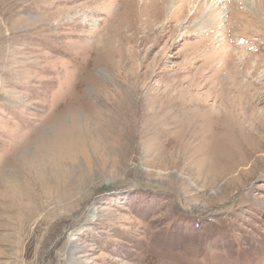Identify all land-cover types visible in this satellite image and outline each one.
I'll return each mask as SVG.
<instances>
[{
  "label": "rangeland",
  "instance_id": "rangeland-1",
  "mask_svg": "<svg viewBox=\"0 0 264 264\" xmlns=\"http://www.w3.org/2000/svg\"><path fill=\"white\" fill-rule=\"evenodd\" d=\"M157 1L0 0V264H264V0Z\"/></svg>",
  "mask_w": 264,
  "mask_h": 264
},
{
  "label": "bare ground",
  "instance_id": "bare-ground-1",
  "mask_svg": "<svg viewBox=\"0 0 264 264\" xmlns=\"http://www.w3.org/2000/svg\"><path fill=\"white\" fill-rule=\"evenodd\" d=\"M154 1L158 2L157 0H154ZM159 1H160V2H163L164 0H159ZM182 1H183V0H182ZM185 1H186V0H185ZM147 2H148V1H147ZM152 2H153V1H152ZM156 2H154V3H156ZM167 2H169V4H170V3L172 2V0H167ZM142 3H143V2H142ZM149 3H150V2H149ZM175 3H176V2H175ZM169 4L167 3V5L164 6V9H162V10H163V13L166 14V11H167L168 13H171V14H172V13L175 11V8L171 9L170 11H168V6H169ZM173 6H174V3H173ZM175 6H177V8H178L179 5H175ZM140 7H141V6H140ZM144 7H145V6H144ZM144 7H143V8H144ZM146 7H147V6H146ZM212 8H213V6H211V8H210L209 11H207V12H205V13H203V14H204V15H208V13L212 11ZM145 9H148V8H145ZM155 9H156V8H155ZM179 9H181L180 6H179L178 10H179ZM143 10H144V9H143ZM156 10H157V9H156ZM156 10H154V11L156 12ZM159 10H160V9H159ZM181 10H182V9H181ZM146 12H147V11H146ZM143 13H145V12H143ZM148 13H149V12H148ZM161 13H162V12H158V13L155 14V16H156V15L158 16V15L161 14ZM140 15H141V14H140ZM163 15H164V14H163ZM169 15H170V14H169ZM149 16H150V15H149ZM158 17H159V16H158ZM163 17H164V16H163ZM159 18H160V17H159ZM138 19H139V18H138ZM167 19H169V18L167 17ZM151 20H152V19H151ZM158 20H159V19H158ZM169 20H170V19H169ZM169 22H170V21H169ZM149 25H150V24H149ZM165 26H166V25H165ZM145 27H146V26H145ZM145 27H144V28H145ZM166 28H167V27H166ZM142 30H143V29H142ZM153 32H154V31H153ZM149 34H150V33H149ZM152 34H153V33H152ZM154 35H155V34H154ZM159 36H160V35H159ZM144 37H146V35H145ZM141 38H142V37H141ZM157 39H158V38H157ZM223 58H224V57H223ZM191 100H192V99H191ZM192 104H193V103H192ZM228 104H229V103H228ZM189 106H190V105H189ZM191 106H192V105H191ZM187 113H188V111H187ZM228 119H229V118H228ZM205 120H206V119H205ZM205 120H204V121H205ZM229 121H230V120H229ZM192 122H193V121H192ZM201 122H202V121H201ZM226 124H229V122L226 123ZM234 124H235V123H234ZM195 126H197V125H195ZM193 127H194V126H193ZM193 127H192V128H193ZM232 127H233V126H232ZM237 127H238V126H237ZM192 128H191V129H192ZM197 128H198V127H197ZM197 128H196V129H197ZM202 128H203V127H202ZM234 128H235V127H234ZM207 129H208V127H207ZM233 130H234V129H233ZM186 132H187V131H186ZM186 132H185V133H186ZM193 133H194V132H193ZM181 134H182V133H181ZM220 136H221V135H220ZM191 137H192V136H191ZM227 137H228V136H227ZM229 137H230V136H229ZM174 138H176V137H174ZM177 138H178V137H177ZM169 139H170V137H169ZM231 139H233V138H231ZM186 140H187V139H186ZM190 140H191V139H190ZM172 141H173V140H172ZM186 143H187V142H186ZM186 143H185V144H186ZM185 144H184V145H185ZM183 147H184V146H183ZM186 147H187V146H186ZM209 149H210V148H209ZM185 150H186V149H185ZM184 152H185V151H184ZM179 155H180V154H179ZM207 168H208V167H207Z\"/></svg>",
  "mask_w": 264,
  "mask_h": 264
}]
</instances>
